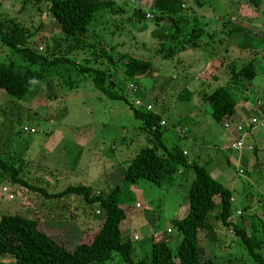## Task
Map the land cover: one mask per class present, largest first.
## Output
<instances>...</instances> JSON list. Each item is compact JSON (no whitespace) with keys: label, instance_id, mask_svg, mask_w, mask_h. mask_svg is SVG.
Segmentation results:
<instances>
[{"label":"rangeland","instance_id":"obj_1","mask_svg":"<svg viewBox=\"0 0 264 264\" xmlns=\"http://www.w3.org/2000/svg\"><path fill=\"white\" fill-rule=\"evenodd\" d=\"M113 1L110 9L96 14L89 31L80 34L93 47L65 54V59L50 68L47 82L34 97L12 103L0 89V158L15 166L18 177L27 182L20 185L8 173H0V217L20 214L33 218L43 231L64 244L71 239V227L92 234L102 215L97 204L89 205L74 194L64 197L46 194L81 184L90 186L94 194L108 192L119 183L124 168L137 151L151 145L152 131L135 119L134 110L153 111L160 114V126L166 128L163 141L167 148L176 143L179 149H184L188 160L200 165L211 160L210 166H206L210 173L214 168L222 169L220 175L234 182L235 198L228 223L225 225L219 220L216 208L211 212L215 240L212 248L208 236L203 231L200 233L204 257L210 256L219 264H264L247 253L233 229L240 220L250 216L256 219L262 212L264 181L258 176L259 165L253 176L248 163L254 161L255 155L246 146L250 142L248 137L264 133V127L244 128V148L240 152L230 151L228 145L239 134L232 127L225 128L199 106L206 92L224 85L237 101L238 123L246 125L251 117L264 121L261 108L256 107L258 101L264 106V101L257 97L264 90L261 74L264 44L240 49L237 43L242 41V36L231 38L225 32H218L222 18L228 15L231 22L242 25L254 40L264 38V0L256 11L246 0L240 3V0H184L183 10L168 17L157 10V0ZM49 6V0H0V18L19 21L30 34V46L53 59L64 56L66 42L60 27L51 18ZM159 17L167 19L157 25L155 20ZM175 23L179 30L172 40L165 42L163 52H159L162 38L156 39L153 32L166 31ZM202 25L213 36L207 31L201 34ZM193 32L198 36L192 38ZM123 54L149 60L148 74L135 79L124 76ZM248 61L259 62L262 68H256L253 93L242 85L227 84L230 67L239 68ZM0 62H13L21 68L27 66L25 60L1 41ZM81 66L105 70L109 86L121 99H108L96 90L90 74L82 71ZM157 151L162 153L161 149ZM82 152L84 156L79 163L84 169L76 171L74 166ZM261 154L264 151L259 152L264 158ZM231 156L238 161L227 165L224 158ZM240 169L244 172L240 173ZM181 172L175 183L172 179L171 184L159 188L148 181H139L133 192L120 194L122 200L126 196L127 204H139L132 211L128 229L123 232L132 241L135 259L149 251L152 233L161 230L170 233L166 229L171 227L172 218L186 213L183 205L188 206L187 197L182 190L189 188L195 176L188 175L186 170ZM254 177L258 183L253 184ZM222 183L231 187L228 182ZM237 210L241 215L236 214ZM134 235L138 240H133ZM259 252L264 258V248ZM0 260L7 261L10 257L0 255ZM110 264L127 263L116 256Z\"/></svg>","mask_w":264,"mask_h":264},{"label":"trees","instance_id":"obj_2","mask_svg":"<svg viewBox=\"0 0 264 264\" xmlns=\"http://www.w3.org/2000/svg\"><path fill=\"white\" fill-rule=\"evenodd\" d=\"M49 1L51 18L58 24L65 38L66 44L62 50L64 56L49 59L47 55L38 53L30 46V34L19 21L12 18H0L1 43L7 45L13 53L27 63L26 67L21 68L13 62H0V89L4 90L5 97L12 103H17L25 97H34L41 86L47 82L50 68L65 59V54L85 51L93 47L80 34L89 31L90 24L98 12L108 10L114 4L113 0ZM241 1L245 2L240 0L239 3ZM261 2L262 0H246V3L251 4L255 11ZM184 5V0L156 1L157 10L167 14V17L180 13ZM138 11L142 13L139 8ZM167 17L156 18L155 23L158 25L160 20H166ZM177 28L175 23L172 27H167L166 31L159 29L153 32L156 39L162 38L159 52H163L167 40L175 37L176 31L179 30ZM200 31L201 34L209 32L203 25ZM224 32L231 38L243 37L242 41L237 43L240 49H252L258 47L260 43L264 44L263 36L254 40L242 25L231 22L228 15L222 18L220 33ZM193 33L192 38L198 36L197 33ZM209 35L213 36V33L209 32ZM181 50H185V47L181 46ZM121 58L125 59L123 74L127 78L135 79L150 71L151 62L147 59L125 54L121 55ZM108 60L111 62L113 60L110 55ZM220 65H222L221 62ZM80 68L90 74L96 90L108 99H121L122 96L117 95L109 86L108 73L105 70L84 66ZM256 68L255 61L243 63L239 68L232 65L227 84L242 85L246 87V90L248 89L247 92L253 93L252 81L256 77ZM213 78L217 79V75L214 74ZM257 97L264 101L263 94ZM200 103V108L204 109L202 111H208L215 121L221 123L225 121L232 123L230 119L237 111V101L230 88L224 85L206 92ZM248 107L252 109L251 105ZM256 107L258 110L264 108L259 101ZM134 117L151 129L152 136L149 140L151 145L143 146L137 151L124 168L118 184L106 193L94 194L90 186L81 184L69 185L58 193L46 194L50 197L74 194L81 196L89 205L97 204L102 211L97 229L90 234L88 231L82 233L71 227V239L64 244L50 233L43 231L38 221L33 218L20 214L2 215L0 217V255H8L10 260H0V264H110L116 256L127 264H219L210 256L204 257L200 248V233L203 231L208 236V242L212 248L215 240L214 229L210 224L211 212L216 208L219 211V220L226 225L228 223L226 220L232 211L231 192L213 178L205 166L198 165L196 162L190 164L176 143L169 148L166 147L163 141L166 128L160 126L159 113L135 109ZM176 136L177 140H180V137ZM157 149H161L162 153H158ZM180 167L193 168L196 174L186 193L188 203L186 213L182 217L172 218L170 233L165 234L162 230L152 233L149 251L135 259L132 241L123 234L128 229L129 222L131 223L130 216L135 205L127 204L126 196L122 200L120 194L133 192L139 181H148L159 188L168 185ZM0 173H8L9 178L15 183L27 184L23 178L18 177V169L2 158H0ZM246 173L251 174L248 170ZM126 186L128 189H122ZM216 197L220 200L219 206L214 200ZM147 210L150 208L147 207ZM239 223L234 225L235 235L241 239L251 257L264 263V258L259 252L264 248V204H262V212L256 219L250 216L242 219V222L240 220Z\"/></svg>","mask_w":264,"mask_h":264},{"label":"crops","instance_id":"obj_3","mask_svg":"<svg viewBox=\"0 0 264 264\" xmlns=\"http://www.w3.org/2000/svg\"><path fill=\"white\" fill-rule=\"evenodd\" d=\"M264 28V27H263ZM218 32H221V28L219 27V29H218ZM258 62V61H257ZM257 64V67H260L261 68V65H264V63H261V65H259L260 63L258 62V63H256ZM264 67V66H263ZM262 69V68H261ZM262 71H263V69H262ZM261 71V74H262V76L264 77V72H262ZM262 78V77H261ZM261 92H262V94L264 95V90H261ZM260 92V93H261ZM249 108V107H248ZM250 110V109H249ZM263 113V115H264V108L261 110ZM238 112L236 111V113H235V115L230 119V121L232 122V123H238L239 122V117H238ZM236 115H237V117H236ZM223 125V124H222ZM254 138V140H253V138ZM249 138V144L248 145H250V146H252V152H254V155H255V158H254V161L252 160L250 163H248V161H247V159H246V163H248L249 164V166H250V169L252 170V172L254 173V175L253 176H255V173H257V172H255V167H256V165H259V169L262 171V173L260 172V170H259V174H258V176H259V179H261V181H264V173H263V171H264V158H261L260 156H259V152H262V151H264V133H257L256 135H254V136H251V137H248ZM81 139V138H80ZM76 141H78V143H79V145H81V142H79V138L77 139H75ZM226 145H227V143H226ZM200 147V146H199ZM82 149V148H81ZM182 150H184V149H182ZM84 152H82V153H79V157H78V160L76 161L77 162V164L74 166V169L76 170V171H82L83 169H84V167L81 165V163H79L80 161H79V159H81V158H83V156H84V154H83ZM261 156H264V154H261ZM225 159V161H226V164L227 165H231L233 162L234 163H236L238 160L235 158V157H226V158H224ZM242 159V158H241ZM229 160H231V162H229ZM234 160V161H233ZM75 162V163H76ZM188 162L190 163V164H193V163H195L194 161H190V160H188ZM210 162H211V160L209 161H207V163H206V165H203V166H210ZM198 165H200V164H198ZM186 170L187 171V174L189 175L190 173H194V176H196V174H195V171H194V169L193 168H183V167H180L178 170H177V172L175 173V175L173 176V179H174V183H175V181H178L177 180V178H178V173H182L181 172V170ZM214 170H216L217 171V173L214 171ZM251 170L249 171V172H251ZM192 171V172H191ZM222 172V169H216V168H214V169H212V171H211V173L213 174H211L210 172V174H211V176L213 177V178H217L216 180H218L219 182H221L222 183V181H224V182H228L230 185H231V187H228V186H225L223 183V185L231 192V197H233V198H235V196H234V188H235V185H234V182H233V180H230V181H228L230 178L229 177H222L221 175H220V173ZM229 175V174H228ZM228 175H226V176H228ZM223 178L225 179V180H223ZM255 178V177H254ZM176 179V180H175ZM221 180V181H220ZM250 182H252L251 180H250ZM259 182V180L257 179V178H255V181H254V183L253 184H255V183H258ZM171 183H172V181H171ZM170 183V184H171ZM182 187H184V185L182 186ZM187 190L188 189H186V190H182V191H184V194H185V196H186V193H187ZM178 191H180V190H178ZM215 201L216 200H219V198L218 197H216L215 199H214ZM136 204H138L137 202H135V206H136ZM216 205H220V200H219V202H217L216 203ZM137 207H139V206H137ZM233 207V206H232ZM183 210H184V212L186 211V205H183ZM174 218H176V217H174ZM178 218V217H177ZM170 229H171V227H169V228H167L166 229V231H170ZM133 240H138V237H136L135 235L133 236Z\"/></svg>","mask_w":264,"mask_h":264},{"label":"built area","instance_id":"obj_4","mask_svg":"<svg viewBox=\"0 0 264 264\" xmlns=\"http://www.w3.org/2000/svg\"><path fill=\"white\" fill-rule=\"evenodd\" d=\"M225 128H230L232 127L234 131H236L239 135L232 140V142L228 145V149L230 151H237L240 152L244 146V139H243V133L242 131H244V128H249V129H253L254 127H264V121L263 120H259L257 117H251L247 124L245 125L244 123H230L228 121H225L223 123ZM246 148L248 150L252 151V146L247 145ZM240 173H243V171L240 169L239 170ZM233 197H231L230 201H233ZM136 206H139V204H136ZM242 212L240 210L236 211V214L239 215ZM229 220V217L227 218Z\"/></svg>","mask_w":264,"mask_h":264}]
</instances>
